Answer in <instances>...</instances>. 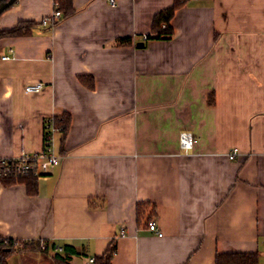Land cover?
<instances>
[{
    "label": "crops",
    "instance_id": "0c3cea01",
    "mask_svg": "<svg viewBox=\"0 0 264 264\" xmlns=\"http://www.w3.org/2000/svg\"><path fill=\"white\" fill-rule=\"evenodd\" d=\"M173 2L71 0L46 24L53 0L0 14V31L35 23L0 40V157L40 151L47 119H70L35 194L0 182V237L49 247L7 264H86L111 242L112 264H264V0H188L170 38L144 40ZM32 82L42 91L26 93ZM139 203L161 237L138 223Z\"/></svg>",
    "mask_w": 264,
    "mask_h": 264
},
{
    "label": "trees",
    "instance_id": "16d2710c",
    "mask_svg": "<svg viewBox=\"0 0 264 264\" xmlns=\"http://www.w3.org/2000/svg\"><path fill=\"white\" fill-rule=\"evenodd\" d=\"M8 0H0V3L6 2ZM188 0H174L173 5L153 17L152 20V34L147 36V39H168L173 35V30L171 27V20L174 13ZM15 2V0H14ZM57 3V9L63 12V16L66 17L72 12L71 0H54ZM35 26L34 22L26 21L20 22L15 27L0 31V40L4 38H14L27 36L31 33L32 28ZM127 40H122V43H126ZM56 131L62 133V138L65 136L70 119L69 116L64 114L60 118L54 119ZM37 180L31 174L29 175H14L6 176L0 178V182L4 185H10L15 183H21L25 185L28 194L33 195L37 190ZM153 211L152 206L148 203H139L136 207V217L138 223L143 220L146 224L150 222L151 213ZM21 246V248H20ZM54 247V245L52 246ZM48 244L44 242H31V243H20L19 246L17 242L11 239H4L0 237V259L3 264L6 263V259L12 254L20 251H37L45 254L48 251ZM63 249V247H62ZM116 250L115 242H111L106 251L100 256L94 257L93 264H112L113 254ZM56 253L53 256V264H68L66 263V258L58 256ZM214 264H258V255L256 253H218L215 256Z\"/></svg>",
    "mask_w": 264,
    "mask_h": 264
},
{
    "label": "built area",
    "instance_id": "2783aa9c",
    "mask_svg": "<svg viewBox=\"0 0 264 264\" xmlns=\"http://www.w3.org/2000/svg\"><path fill=\"white\" fill-rule=\"evenodd\" d=\"M109 4L114 6V0H109ZM57 3L54 4V11L51 16L45 18L42 23L46 24L61 16L60 11L57 9ZM147 38L144 37V40ZM2 59H8L3 56ZM44 84L41 82L28 83L24 90L28 94H35L42 91ZM56 132L54 118H48L45 124L43 145L40 151L27 152L25 149L20 148L17 154L11 156L0 157V178L14 175H33L35 177H43L48 174L51 167L56 166L62 155L55 151L53 147V136ZM180 143L183 149L192 148V138L188 133L180 134ZM237 155V150H231L227 156L229 159H234ZM147 228L150 232L155 233L161 237L160 232L153 221L148 222ZM60 247H55V252H61ZM94 258H90L86 264H93Z\"/></svg>",
    "mask_w": 264,
    "mask_h": 264
},
{
    "label": "water",
    "instance_id": "95a60500",
    "mask_svg": "<svg viewBox=\"0 0 264 264\" xmlns=\"http://www.w3.org/2000/svg\"><path fill=\"white\" fill-rule=\"evenodd\" d=\"M14 3V0H8L6 2L0 3V14L6 10L8 7H10ZM142 45V44H140ZM0 264H3L1 259H0Z\"/></svg>",
    "mask_w": 264,
    "mask_h": 264
},
{
    "label": "rangeland",
    "instance_id": "374dc122",
    "mask_svg": "<svg viewBox=\"0 0 264 264\" xmlns=\"http://www.w3.org/2000/svg\"><path fill=\"white\" fill-rule=\"evenodd\" d=\"M53 2H54V0H53ZM54 4H56V2H54ZM147 38V37H146ZM32 83H34V82H32ZM42 83V82H41ZM180 138V137H179ZM180 145H181V143H180ZM182 147V146H181ZM183 148V147H182ZM185 150H187V149H185Z\"/></svg>",
    "mask_w": 264,
    "mask_h": 264
}]
</instances>
